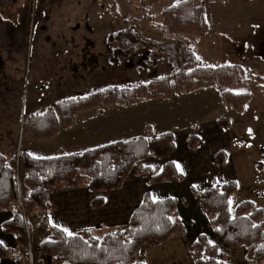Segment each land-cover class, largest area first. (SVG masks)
Listing matches in <instances>:
<instances>
[{
  "label": "trees",
  "instance_id": "trees-1",
  "mask_svg": "<svg viewBox=\"0 0 264 264\" xmlns=\"http://www.w3.org/2000/svg\"><path fill=\"white\" fill-rule=\"evenodd\" d=\"M139 1V11L147 12L162 0ZM225 3L227 0H215ZM163 23L156 27L166 39L158 42L138 34L131 27L118 33H111L108 42H121L124 48H117L114 57H129L139 49L149 50V56L159 52L168 54L173 63V73L152 79L137 86H108L85 96L60 101L56 108L44 113L31 114L23 124L26 140L39 142L55 138L59 133V118L66 128L73 126L75 116L93 109L124 105L132 106L141 98L169 99L173 91L185 95L193 91L216 86L221 101L237 113H245L253 99L250 93H239L235 89L245 86L249 78L241 65L207 66L191 50L185 36L200 39L208 34L210 25L206 17L205 0H183L162 12ZM163 62V60H160ZM255 81L264 85V77ZM218 126L228 130L230 121L220 117ZM201 139L195 134L188 136V148L198 150ZM175 136L172 132L151 137L146 134L128 141H119L87 150L81 154L63 155L53 158H36L27 152L8 159L0 154V211H14L21 202L17 171L25 173V198L23 205L27 214L37 207L43 208V216L35 231L24 217L15 213L12 220L3 225V231L16 236L18 243L28 247L34 234L42 240L39 250L46 261L61 264H145L139 261L143 247L149 242L165 243L172 236L185 237L186 229L177 216L174 198L154 200L147 192L142 203L134 210L127 227L102 240L91 236L89 230L68 235L63 229L52 225L48 212L51 195L57 186H75L78 178H89L88 188L93 192H110L123 188L131 172L148 176L151 186L165 182H180L184 175L171 161L176 152ZM151 157L165 160L162 171L152 174L149 167L139 165ZM218 166L228 163L225 151H218L214 157ZM81 168L84 174H81ZM259 169H263L258 165ZM238 190L234 181L215 183L200 193L201 211L210 218L215 242L211 243L202 233L192 243L190 255L194 264H226V252L245 247L253 251L255 263L264 261V209L257 208L251 201L241 202L234 213L231 199ZM104 205L102 197L91 200V206ZM10 256V249L0 243V259ZM40 264H45L41 262Z\"/></svg>",
  "mask_w": 264,
  "mask_h": 264
},
{
  "label": "rangeland",
  "instance_id": "rangeland-1",
  "mask_svg": "<svg viewBox=\"0 0 264 264\" xmlns=\"http://www.w3.org/2000/svg\"><path fill=\"white\" fill-rule=\"evenodd\" d=\"M180 1L183 0H162L144 12L138 10L140 3L136 0H0V153L10 158V143L15 144L14 154L21 148L22 122L33 106L28 109L25 105L29 92L33 91L26 82L29 72L27 64L15 68L20 72L17 75L23 77L17 86L6 81L10 73L8 63L12 62V58L16 55L28 57L38 50H47L49 45L42 42L55 39L64 42L61 47L65 54L63 58L57 57L55 60L60 67L57 70L49 68V72L56 74L46 77L38 96L42 101L33 106L39 113L47 106L56 107L62 100L88 95L101 86L147 84L154 78L173 73L170 56L159 52L149 56V50L139 49L127 58H116L113 52L124 47L117 40L108 42V36L131 27L138 34L163 42L166 36L150 24L153 22L156 27L160 26L163 23L162 12ZM205 4L210 31L200 39L193 35L185 36L190 41L191 50L207 66L241 65L249 81L235 90L250 93L253 99L245 113H237L222 103L220 90L214 86L216 95L213 94L208 101L210 109L205 115L202 133L203 179L192 164L187 163L188 179L183 185L188 186L191 192L192 185L199 191L205 190L211 186L212 179L220 183L234 181L238 190L231 199L232 213L244 201H251L257 208L264 209V85L255 81L256 76L264 77V0H227L225 3L205 0ZM78 48L92 50L79 52L76 56L75 49ZM97 49H103L102 54H96ZM53 79L55 86H51ZM89 80L93 81V89L82 86V82ZM171 84L175 86L174 79ZM220 117L228 118L230 126L228 130L215 126L220 131L218 133L210 125ZM3 129L11 141L4 140L6 136L1 135ZM221 150L228 155L225 166H218L213 161V156ZM258 165L263 169H259ZM83 171L81 168L80 173L84 174ZM134 175H137L136 172ZM22 177V174H17L21 194ZM89 181L88 177L78 178L77 186H88ZM62 187L67 191L70 189L66 185ZM173 189L179 190V185L173 186ZM182 190L189 211L195 207L199 209V199L187 196ZM39 211L42 215V210ZM34 220L35 217L31 218L32 223ZM187 228V250L185 247L179 255L172 256L166 251L164 260L167 264H194L190 249L198 231L213 238V233L210 234V229L204 223H197L195 227L188 224ZM41 240L38 235H33L28 248V263L60 264L46 261L39 250ZM231 251L225 258L226 264H264V261L255 263L250 250V255L243 261L241 250Z\"/></svg>",
  "mask_w": 264,
  "mask_h": 264
},
{
  "label": "crops",
  "instance_id": "crops-1",
  "mask_svg": "<svg viewBox=\"0 0 264 264\" xmlns=\"http://www.w3.org/2000/svg\"><path fill=\"white\" fill-rule=\"evenodd\" d=\"M61 40L62 39H55L52 42H42V44H48L50 50H48V48L47 50L41 49L29 54L28 57L25 55H16V57L11 59L12 62L8 63V71L10 73L8 72L9 74H7L8 78H6V81L14 86H17L20 83L19 81L23 80V77L17 75L20 72L15 68L26 66V64L28 66L29 72L26 82L27 85H29V88L33 90L29 92L28 99L25 100V105L28 109L31 108L30 106H34L35 104L38 105L42 101V99H38V96L39 94L41 95L40 90L46 83V77L50 74L51 76H55L56 73H52V71L49 72V68L51 70H57V68L60 67V64L56 63L55 60L57 57L63 58L62 55L64 56L65 54L63 51L64 48L61 47V44L63 45L64 42ZM89 50L91 51L92 49H75L76 56L79 52H89ZM102 50L103 49H97L95 52L96 54L97 52L102 54ZM19 60H21V63H19ZM52 60L54 61L51 65L50 62ZM14 70L17 72L14 73ZM81 70L84 71V69ZM54 84L55 79L51 80V86H55ZM34 85L36 89L33 87ZM82 86L91 87L90 89H93V81L89 80L82 82ZM107 86L108 85L101 86V88H94L95 90L93 89L92 91H98ZM171 86L173 94L169 99L141 98L139 103L132 106L117 105L106 107L101 110L93 109L79 113L75 116L74 124L70 128H66L59 118L60 129L58 135L55 138L39 142L26 140L23 136V124L25 120L31 114L39 112H36L35 108L32 106V109L26 113L22 122V132L20 136L21 148L19 150L17 149L16 154H14L13 151L15 144L10 143L9 151L11 154L9 155L11 156L8 159H12L22 152H27L36 158H53L63 155L81 154L87 150L95 149L104 145L119 141H128L143 136L146 134L147 128L150 130L151 137L167 132H172L175 136L177 150L170 159L184 175L183 181L165 182L158 186H151L148 183L149 177L137 172V165L126 180L123 188L119 190L110 192H93L88 186L78 187L77 182L75 186L69 187V191L64 189L62 185L57 186L51 195L48 205V212L52 225L63 230L67 229V233L71 232L72 234L79 233L83 230H89L91 236L102 240L105 235L115 233L127 227L134 210L142 203L145 194L149 192L154 200L174 198L178 201L177 216L181 219L186 229V236H172L165 243H147L143 247L139 261L145 264H167L164 260L166 257V251H168L171 256L179 255V253L186 247L185 240L188 237V224L195 227L197 223H204L210 229V234L211 232L213 233L210 218L205 216L200 207L199 209L195 207L193 211H189L190 209L187 206V202L184 201V192L182 189L185 190L187 196L190 195L195 200H198L195 191L197 193L203 191H199L194 185H192L190 192L189 187H184L183 184H185L188 179L186 175L188 173L187 163L192 164L196 169L198 176L203 179V176L201 175V158L203 157L202 150L204 146L202 133L204 131L205 115L210 109L208 101H210L213 94L216 95V91H214L216 90V87L211 86L208 89L179 95L176 92V87H173L172 84ZM60 89L61 88L59 87V90ZM48 108L56 107L47 106V108L40 113H44ZM217 121L218 120L216 119L214 121L215 123H211L210 127L214 128L215 126H218ZM217 128L215 127L214 130L220 133ZM1 133L2 136H6L4 140L8 142L11 141V137L5 132V129L1 130ZM190 134H196L201 139V144L198 150L193 151L188 148V136ZM165 163V160L151 157L142 161L140 165L143 167H149L152 174H159ZM210 163L212 164L211 161ZM152 165H154V168ZM17 172L23 176L21 181L23 194H21L20 190L21 202L15 207L14 211H0V243L10 249V256L1 258L0 264H29L28 248L31 245L30 244L28 247L20 245L15 235L3 231V225L12 220L15 213H19L31 226L32 230L35 231L37 224L43 216L40 211L38 212V210H42L43 212L42 207H37L39 209L36 208L32 214L26 213L23 205V200L26 195L24 190L25 173L20 169ZM135 172L137 174L136 176L134 175ZM215 183L220 182L212 179L211 186ZM18 184L20 186L19 181ZM177 185H179L180 189L175 191L173 186ZM153 190H155V193H153ZM174 193L176 194L174 195ZM179 195H181V198ZM96 197H102L104 199V205L100 208H94L91 206V200ZM18 206H21L20 210L18 209ZM191 215L194 216L191 217ZM34 217L35 220L32 223L31 218ZM200 234L202 233L198 231L196 238ZM205 235L211 243L215 242L214 234L213 238L207 234ZM236 250L242 251V261L253 253L252 250L245 247H239ZM227 254L229 255L228 252H226V256ZM30 264L34 263L31 262Z\"/></svg>",
  "mask_w": 264,
  "mask_h": 264
},
{
  "label": "snow or ice",
  "instance_id": "snow-or-ice-1",
  "mask_svg": "<svg viewBox=\"0 0 264 264\" xmlns=\"http://www.w3.org/2000/svg\"><path fill=\"white\" fill-rule=\"evenodd\" d=\"M64 231H66V232H67V229H64ZM68 235H69V236H71V235H72V233H71V232H68Z\"/></svg>",
  "mask_w": 264,
  "mask_h": 264
}]
</instances>
